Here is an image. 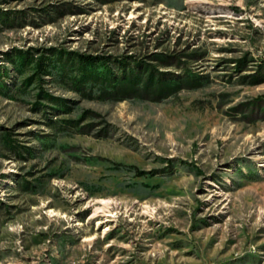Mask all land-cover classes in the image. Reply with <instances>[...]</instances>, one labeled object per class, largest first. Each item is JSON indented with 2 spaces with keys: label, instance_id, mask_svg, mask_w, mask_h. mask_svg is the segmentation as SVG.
Segmentation results:
<instances>
[{
  "label": "rangeland",
  "instance_id": "rangeland-1",
  "mask_svg": "<svg viewBox=\"0 0 264 264\" xmlns=\"http://www.w3.org/2000/svg\"><path fill=\"white\" fill-rule=\"evenodd\" d=\"M0 264H264V0H0Z\"/></svg>",
  "mask_w": 264,
  "mask_h": 264
},
{
  "label": "trees",
  "instance_id": "trees-1",
  "mask_svg": "<svg viewBox=\"0 0 264 264\" xmlns=\"http://www.w3.org/2000/svg\"><path fill=\"white\" fill-rule=\"evenodd\" d=\"M79 64H85V65H93L94 64V60H93V57L92 56H89V57H84V56H81L78 58V61H77ZM43 63L42 59H40V62H38L39 65H41ZM115 80V79H113ZM140 174H143V173H140Z\"/></svg>",
  "mask_w": 264,
  "mask_h": 264
}]
</instances>
